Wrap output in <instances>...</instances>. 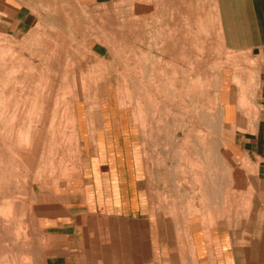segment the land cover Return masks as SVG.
<instances>
[{
  "label": "rangeland",
  "instance_id": "obj_1",
  "mask_svg": "<svg viewBox=\"0 0 264 264\" xmlns=\"http://www.w3.org/2000/svg\"><path fill=\"white\" fill-rule=\"evenodd\" d=\"M253 1L0 0V264H45L44 226L77 211L94 136L121 146L127 118L167 154V190L181 188L163 211L251 229L264 258V168L245 153L264 150ZM209 150L213 203L193 204Z\"/></svg>",
  "mask_w": 264,
  "mask_h": 264
},
{
  "label": "crops",
  "instance_id": "obj_2",
  "mask_svg": "<svg viewBox=\"0 0 264 264\" xmlns=\"http://www.w3.org/2000/svg\"><path fill=\"white\" fill-rule=\"evenodd\" d=\"M259 3L261 0L252 2L253 11L243 27L264 30V0L262 7ZM262 37L258 31L251 42L262 46L252 50L251 59L258 119L264 115V105H260L264 102L261 96L264 89L259 86L264 77ZM137 121L125 120L123 141L117 148L112 143L117 140V133L104 132L107 129L104 128L99 138L94 136L92 164L87 171L90 181L77 186L82 192L73 193L79 197L72 194L75 199L70 204L78 206L77 211L48 219L53 224L44 226L52 233L45 264H264L251 229L227 227L223 223L226 218L211 215H195L181 223L179 215L163 211L161 206L166 203H181V188L167 190V154L158 146L144 143L151 138L142 132ZM244 122L238 120V124ZM210 153L204 152L202 167L198 169L202 176H196L194 187L203 200H193V204L213 203ZM245 153L258 157V172L264 168V150ZM173 168H180L178 160ZM258 178L264 180V174ZM244 236L250 237L246 243Z\"/></svg>",
  "mask_w": 264,
  "mask_h": 264
}]
</instances>
